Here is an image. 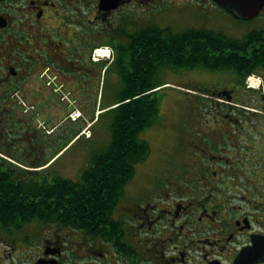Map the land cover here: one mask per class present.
Returning <instances> with one entry per match:
<instances>
[{"label":"flooded vegetation","instance_id":"af4514ba","mask_svg":"<svg viewBox=\"0 0 264 264\" xmlns=\"http://www.w3.org/2000/svg\"><path fill=\"white\" fill-rule=\"evenodd\" d=\"M207 1L222 8L213 0H1L0 92L12 102L11 89L24 87L35 101L30 88H50L54 77L86 104L100 67L95 48L140 55L144 37L188 30L191 10L199 13L189 3ZM256 74L260 91L236 72L208 88L227 106L202 118L192 147L179 151V174L166 170L125 191L98 224L0 227V264H264V182L253 177L264 178V67Z\"/></svg>","mask_w":264,"mask_h":264},{"label":"trees","instance_id":"16d2710c","mask_svg":"<svg viewBox=\"0 0 264 264\" xmlns=\"http://www.w3.org/2000/svg\"><path fill=\"white\" fill-rule=\"evenodd\" d=\"M142 44V54L115 59L123 87L117 102L109 109L101 108L100 111H106L99 113V118L102 113L113 114L111 143L104 152L92 157L78 180L59 176L49 180L52 164L43 167L68 146L79 131L44 160H19L10 150L15 144L10 143L7 148L0 146V227L18 228L35 221L53 224L63 220L85 227L104 222L134 178L136 166L150 155V145L140 138V133L159 119L157 94L162 84L155 80V75L160 68L234 70L247 77L264 67V29L251 31L241 39L208 29L179 33L158 29L157 38L144 37ZM6 101L0 92V102ZM2 109L12 110L10 107ZM92 117L94 119L95 114ZM8 118L5 117L10 124L22 122ZM34 141L30 142L32 149L37 143L47 147L40 138Z\"/></svg>","mask_w":264,"mask_h":264},{"label":"rangeland","instance_id":"374dc122","mask_svg":"<svg viewBox=\"0 0 264 264\" xmlns=\"http://www.w3.org/2000/svg\"><path fill=\"white\" fill-rule=\"evenodd\" d=\"M189 4L199 8V13L191 10L193 17L184 22L185 29H208L237 39L245 37L251 31L264 29V13L252 20H242L214 6L210 1ZM173 29L179 31L182 28L175 25ZM114 63L115 61L113 66L105 68H103L106 65L105 62L100 63L91 88L93 102L88 105L79 103L83 111L89 108L92 115L99 110L92 126V137H78L58 154L47 165L52 164L48 171L49 180L55 176L78 180L82 169L90 165L92 157L104 152L110 145L113 114L102 113L99 118V113L106 111V109L100 111L101 108H105L110 102L117 101L123 87ZM234 75L235 72L232 70L212 71L203 67L194 69L165 67L158 70L155 80L162 84L157 94L160 99L159 119L140 133V138L150 145V155L146 161L136 166L135 176L125 188L127 193L139 191L146 184L153 183L160 172L169 170L172 175L181 172L179 151L192 147L194 137L202 129V118H211L217 110L221 109L220 105L227 101L226 98H220L208 88L214 89L218 84L230 83ZM259 77L258 75L255 83L259 84L260 88L253 87L255 91L262 89V80H259ZM30 89L38 98L40 97L38 100H28L25 94L26 88L16 87L9 92L12 102H0V108L12 109L0 113V146L7 148L8 144H15V148L10 147V150L19 160H44L58 151L60 145L74 132L83 128L84 122L72 123L65 120L69 109L68 103L61 102L51 88L34 85ZM21 100L24 103L20 102ZM224 106L226 107L227 104ZM28 108L29 111L26 112L24 109ZM47 114L54 117H46ZM5 117H13V120L17 118L18 122L22 121L25 124L21 122L15 125L14 121L10 124ZM38 119L44 120L45 127L53 130L49 132L44 130L39 126ZM36 137L40 138V142L47 144V147L37 143L33 144L35 149L30 148V142H35ZM253 177L257 180V184L264 182V178L257 177L255 174Z\"/></svg>","mask_w":264,"mask_h":264},{"label":"water","instance_id":"95a60500","mask_svg":"<svg viewBox=\"0 0 264 264\" xmlns=\"http://www.w3.org/2000/svg\"><path fill=\"white\" fill-rule=\"evenodd\" d=\"M1 1V0H0ZM216 4L242 20L256 18L264 7V0H213Z\"/></svg>","mask_w":264,"mask_h":264},{"label":"built area","instance_id":"2783aa9c","mask_svg":"<svg viewBox=\"0 0 264 264\" xmlns=\"http://www.w3.org/2000/svg\"><path fill=\"white\" fill-rule=\"evenodd\" d=\"M110 54V50L109 49H100L96 51V55L97 56H105V55H109ZM96 59H98V57H96ZM253 79L254 78H250V85L253 84ZM60 87H57L56 90H60ZM65 100H67L68 102V106L70 108L69 114H68V118H71L72 120H76L77 118H79L81 116V112L79 111V109L77 108V103L75 100L69 98V94L65 93L64 94ZM22 102V101H21ZM40 126H44L43 122H40L39 124ZM84 133L86 134V136H90V132L85 129Z\"/></svg>","mask_w":264,"mask_h":264},{"label":"crops","instance_id":"0c3cea01","mask_svg":"<svg viewBox=\"0 0 264 264\" xmlns=\"http://www.w3.org/2000/svg\"><path fill=\"white\" fill-rule=\"evenodd\" d=\"M93 99H94V96H93V92H92V98L88 99V102L86 103V105L92 103V102H93ZM45 102H46V101H45ZM45 102H44V103H45ZM116 102H117V101L110 102L106 107H107V108H108V107H111V106H113ZM85 113H86V115H87L89 118L91 117V113H90L89 108H87V110H86ZM46 117L52 118V117H54V116H52V115H50V114H47ZM62 147H63V145H61L60 149H61ZM60 149H59V150H60Z\"/></svg>","mask_w":264,"mask_h":264}]
</instances>
